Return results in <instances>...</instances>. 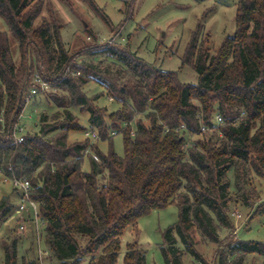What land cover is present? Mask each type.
<instances>
[{"label": "trees", "instance_id": "trees-1", "mask_svg": "<svg viewBox=\"0 0 264 264\" xmlns=\"http://www.w3.org/2000/svg\"><path fill=\"white\" fill-rule=\"evenodd\" d=\"M82 1L111 32L106 42L93 35L81 52L111 57L108 64L78 62L80 52H70L63 41L65 26L52 3L47 18L41 17L44 0H0V18L7 24V30L0 26V175L30 181V198L39 210L38 243L58 264H82L87 257L89 264H118L123 234L138 231V220L152 210L175 203L179 219L163 230L160 244L166 264H186L185 254L203 263L195 230L219 243L213 264L264 257V241L233 233L220 237L223 229H233L229 172L235 171L237 185L241 176L248 181L250 173L264 178V0H237L235 32L218 48L209 36L193 35L181 68L190 65L197 83L181 81L180 70L156 67L115 41L124 20L114 26L95 0ZM37 78L62 93L42 89ZM91 80L103 91L89 95L85 87ZM33 88L49 103L54 99L59 110L52 117L42 113L38 131L18 141ZM104 95L117 108L100 105ZM74 109L88 115L89 127ZM218 114L222 122L216 124ZM203 126L219 131L218 141L205 136L191 144ZM88 130L98 138L85 136ZM82 131L84 139L70 138ZM119 134L122 155L113 146ZM104 141L109 142L107 152L99 146ZM22 196L13 184L12 193L0 198V220L18 218ZM263 213L261 201L255 214ZM25 221L34 228L33 256H19L20 237L4 239L3 264H44L48 257V252L44 258L38 253L34 220ZM123 261L147 264L143 245L129 242Z\"/></svg>", "mask_w": 264, "mask_h": 264}, {"label": "rangeland", "instance_id": "rangeland-1", "mask_svg": "<svg viewBox=\"0 0 264 264\" xmlns=\"http://www.w3.org/2000/svg\"><path fill=\"white\" fill-rule=\"evenodd\" d=\"M72 5L63 0H44L45 5L41 17H49L47 8L49 2L53 4L57 15L61 18L64 29L62 31L63 41L70 52L78 51L80 54L77 60L80 64H97L99 60L112 62L111 57L94 54L93 51H83L82 46L88 42H93V35L102 42H106L110 35V26L82 0H69ZM100 7L109 15L113 25L117 26L123 20L124 27L120 29L115 41L122 45H129L130 49L136 52L148 63L156 67L171 70H180L179 78L183 82L197 83L198 75L190 65L181 68L182 57L186 51L188 42L193 35L200 37H210L211 45L218 48L224 39L235 32L237 0H95ZM40 19L36 20L38 24ZM1 28L7 30V24L0 18ZM10 34V33H8ZM92 34V36H90ZM13 53L16 59L19 58L18 43L13 46ZM106 64V63H104ZM36 65V64H35ZM37 69L35 68V71ZM37 72V71H36ZM38 75V74H37ZM85 89L89 95L102 92L103 88L90 81ZM47 90H55L50 86ZM59 94L61 90L57 91ZM105 105L109 111L117 108V104L109 96L104 95L98 102ZM54 99L51 102L46 99V95L37 93L25 108L20 119V129L23 134L35 133L40 126L42 113H47L49 117L58 111ZM79 115L80 122L89 127L88 115L80 114L79 109H74ZM215 123L219 124L215 119ZM213 138L218 141L221 133L207 127L201 135L193 136L190 143L203 137ZM84 132H72L71 139H84ZM99 146L103 152H107L109 142H100ZM115 151L122 155L123 137L121 134L113 138ZM85 168H88V161H85ZM247 169H244L246 172ZM243 174V173H242ZM241 174V175H242ZM240 178V177H239ZM236 174L234 170L229 172L231 183V203L229 205L228 216L233 224V229H223L220 237L225 238L231 233L241 239L264 241V213L255 214V207L264 201V178L255 173L249 174L247 181L243 176L240 183H235ZM13 191V182L0 175V198L7 196ZM245 196H251L249 203L244 201ZM14 202H17L15 199ZM26 217H12L9 220H0V264H3L4 251L3 240L13 237H20L19 256H33L30 250L32 246L33 225L29 221H24ZM179 219L178 206L173 203L162 209L152 210L146 216L141 217L134 228L127 230L121 240V251L118 264H124L123 258L127 244L137 240L146 250L147 264H166L160 250L163 242L162 232L169 225ZM2 221V222H1ZM24 224V229L20 230V225ZM18 226V227H16ZM196 248L204 258L203 263L193 261L188 254L184 255L186 264H213L215 253L219 248V243L209 241L201 235L198 230L194 231ZM38 245V253L41 257L48 254V250L42 242ZM33 247V246H32ZM48 252V253H47ZM47 258V262L45 260ZM44 264H58L54 259L45 257ZM90 258L84 259L82 264H89ZM245 264H264V257L248 255Z\"/></svg>", "mask_w": 264, "mask_h": 264}, {"label": "built area", "instance_id": "built-area-1", "mask_svg": "<svg viewBox=\"0 0 264 264\" xmlns=\"http://www.w3.org/2000/svg\"><path fill=\"white\" fill-rule=\"evenodd\" d=\"M38 81H40V84H41V88L42 89H48L50 87V85L46 82V81H43L41 80V78H37ZM39 92V90L37 88H33L31 90V92L29 93V95L27 96V101L29 102L32 97H34L37 93ZM216 120L218 123H221L222 122V116L221 115H217L216 116ZM207 129L206 126H203L202 127V130L205 131ZM23 133L21 132V129L19 127V133L16 134V137H17V140L18 141H22L24 138H23ZM85 136L87 137H91L93 139H96L98 138V134L94 131V130H88L85 132ZM93 157L96 159V160H99L98 156L97 155H93ZM13 184L22 190V193H23V196H22V199H21V204L19 206V209L17 210V214H18V217H28V218H32L35 222V230H36V234H37V237H38V240L41 238L40 236V222H39V210H38V204L32 200L30 198V190H31V183L29 180H24V179H14L13 181ZM30 205V206H29ZM25 221V220H24ZM24 224L20 225V230H23L24 229Z\"/></svg>", "mask_w": 264, "mask_h": 264}]
</instances>
